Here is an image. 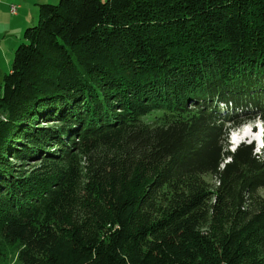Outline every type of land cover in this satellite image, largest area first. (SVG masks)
<instances>
[{
  "label": "trees",
  "instance_id": "trees-1",
  "mask_svg": "<svg viewBox=\"0 0 264 264\" xmlns=\"http://www.w3.org/2000/svg\"><path fill=\"white\" fill-rule=\"evenodd\" d=\"M251 116L264 0L41 4L0 84V264H264Z\"/></svg>",
  "mask_w": 264,
  "mask_h": 264
},
{
  "label": "rangeland",
  "instance_id": "rangeland-1",
  "mask_svg": "<svg viewBox=\"0 0 264 264\" xmlns=\"http://www.w3.org/2000/svg\"><path fill=\"white\" fill-rule=\"evenodd\" d=\"M60 1V0H59ZM59 1H56L55 3H49L51 5H57ZM105 2L106 0H102ZM38 22V15L36 16L35 22L33 23L31 27L35 26ZM5 26H10L12 24V16L10 14L5 15L4 21ZM30 24V23H29ZM29 27H26L24 31H22L20 37H18V41L14 38V47L10 48V45L8 43L7 49L5 50L4 54L0 58V84L3 82V78L5 75L10 73L12 68V63L14 59V55L18 47L24 43V33L26 29ZM17 29V28H16ZM19 30V29H18ZM16 36V34H15ZM19 36V35H18ZM4 39V36H0V42H2ZM1 46V43H0ZM8 49H11L10 51ZM244 126H240L239 128L235 129L228 136V146L230 150H235L236 144L240 141V144H252L255 145V152L257 154H262V150L264 148V123L259 118H254L251 116V118L244 123ZM245 137V138H244ZM30 168V167H29ZM210 180V179H209ZM264 196V192L262 193ZM13 264H22L19 261H15Z\"/></svg>",
  "mask_w": 264,
  "mask_h": 264
},
{
  "label": "crops",
  "instance_id": "crops-1",
  "mask_svg": "<svg viewBox=\"0 0 264 264\" xmlns=\"http://www.w3.org/2000/svg\"><path fill=\"white\" fill-rule=\"evenodd\" d=\"M56 1L59 0H2L0 2V36H4L3 41L0 42V58L7 49L8 43L10 48L14 47V38L16 37L15 40L18 41V37H20L22 31H24L26 27L34 25L33 23L38 15L39 6L41 4H52ZM11 5L21 6L17 15H12L10 13ZM7 14L12 16V24L10 26H5L3 23L5 15ZM8 50L10 51L11 49Z\"/></svg>",
  "mask_w": 264,
  "mask_h": 264
},
{
  "label": "built area",
  "instance_id": "built-area-1",
  "mask_svg": "<svg viewBox=\"0 0 264 264\" xmlns=\"http://www.w3.org/2000/svg\"><path fill=\"white\" fill-rule=\"evenodd\" d=\"M1 1H2V0H0V2H1ZM20 9H21V6H20V5H11V6H10V13H11L12 15H17Z\"/></svg>",
  "mask_w": 264,
  "mask_h": 264
},
{
  "label": "bare ground",
  "instance_id": "bare-ground-1",
  "mask_svg": "<svg viewBox=\"0 0 264 264\" xmlns=\"http://www.w3.org/2000/svg\"><path fill=\"white\" fill-rule=\"evenodd\" d=\"M245 138V137H244Z\"/></svg>",
  "mask_w": 264,
  "mask_h": 264
}]
</instances>
